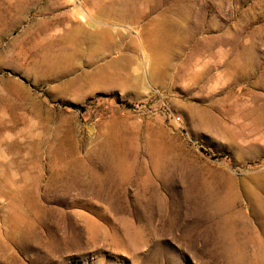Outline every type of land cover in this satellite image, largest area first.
Here are the masks:
<instances>
[{
    "label": "rangeland",
    "instance_id": "374dc122",
    "mask_svg": "<svg viewBox=\"0 0 264 264\" xmlns=\"http://www.w3.org/2000/svg\"><path fill=\"white\" fill-rule=\"evenodd\" d=\"M0 264H264V0H0Z\"/></svg>",
    "mask_w": 264,
    "mask_h": 264
}]
</instances>
